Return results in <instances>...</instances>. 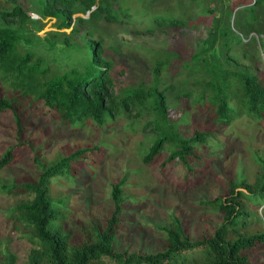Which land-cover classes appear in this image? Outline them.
Instances as JSON below:
<instances>
[{
	"label": "trees",
	"instance_id": "1",
	"mask_svg": "<svg viewBox=\"0 0 264 264\" xmlns=\"http://www.w3.org/2000/svg\"><path fill=\"white\" fill-rule=\"evenodd\" d=\"M79 2L87 16H74ZM245 2L219 4L206 47L197 45L189 59L184 60L182 50L159 49L146 58L144 77L136 82L130 79L131 84L121 88L116 76L125 75V68L107 53L105 28L148 34L164 28L178 36L193 23L191 9L197 8L199 19H204L216 12L214 1L174 0L166 5L165 0H46L42 13L58 19L57 27L89 29L85 44L91 61L83 70L53 74L40 56L21 48L19 27L30 18L21 1L0 0V112L15 118L17 136L16 144L0 154V170L31 156V165L38 171L35 177L0 184V193L20 200L7 219L19 221L28 231L22 234L32 244L26 264H264L261 155L253 158L261 162L254 175L238 182L222 178L226 190L201 201L221 214L210 235L191 238L182 219L170 213L161 228L166 240L162 250L120 252L115 249L117 233L128 217L126 204L134 198L125 176L111 184L114 204L103 224L88 222L76 238L63 228L67 213L72 212L64 211L70 195L54 188L63 179H74L84 157L93 162L102 159L110 143L102 138L92 147L49 157L45 151L50 137H42L40 129L33 138H43L41 145L23 138L28 122L35 126L44 119L53 118L56 125L71 131L89 126L97 132L124 120L130 135L140 129L153 134L152 145L140 157L157 167L164 181L178 188L198 182L203 176L199 166L209 169V148L220 127L246 120L264 131V70H252L257 53L261 50L264 55V39L259 48L254 35L248 36L253 30L264 35V0ZM126 50L122 47L121 52ZM172 108L182 110L179 117L172 118ZM197 115L204 117L203 122L190 124ZM185 120L189 127L180 125ZM17 262L15 254L1 250L0 264Z\"/></svg>",
	"mask_w": 264,
	"mask_h": 264
},
{
	"label": "rangeland",
	"instance_id": "2",
	"mask_svg": "<svg viewBox=\"0 0 264 264\" xmlns=\"http://www.w3.org/2000/svg\"><path fill=\"white\" fill-rule=\"evenodd\" d=\"M20 1L30 17L19 27L21 48L40 56L43 59L42 65L48 67L53 74H63L72 68L83 70L88 61H91L85 44L89 35L88 27L79 28L77 31H73V27L59 28L58 19L44 16L42 13L46 0ZM165 1L166 5L174 3V0ZM212 1L217 8L214 15L199 19L200 11L197 8L191 9L193 23L178 36L164 28L157 29L153 34L133 32L131 29H113V26L105 28L103 36L108 46L107 53L125 68V75L116 76L120 87L127 88L131 80L136 82L144 77L148 68L146 58H152L159 49L182 50L186 60L198 48L197 45L206 47L204 41L213 31L214 16L219 13V4L234 2ZM245 1L251 3L254 0ZM81 6L80 2L76 3L77 11L74 16L88 15V12L82 11ZM97 35L99 34H96V37ZM251 35H254L260 48V40L264 39L263 33L253 30L248 33L249 37ZM122 47L124 50L125 47L128 49L122 53ZM255 58L258 59L254 61L252 70L258 73L264 70L263 51L260 50ZM180 111L182 112L181 109L172 108V118L179 117ZM203 118L201 115L193 119L191 117L190 124L202 123ZM14 119L11 115L0 112V154L7 147L16 144ZM54 121L53 118L44 119L35 126L28 122L29 127L23 138L41 145L43 138H33L36 130L40 129L42 137H50L51 145L45 151L49 157L58 152L69 153L80 147H92L102 138L110 143L102 159L93 162L91 157H84L81 171L78 170L74 179H63L60 183H55L54 188L62 194L70 195L71 202L64 211L72 212L67 213L63 228L76 238L81 236L88 222L103 224L114 204L110 194L111 184L125 176V182L130 183L134 198L126 204L128 217L117 233L115 249L120 252L154 253L162 250L166 240L165 231L161 228L169 222L170 213H175L182 219L191 238L210 235L214 228L219 226L221 214L207 208L201 201L211 199L226 190L222 178L230 177L238 182L247 175H254L261 162H255L253 158L257 154L264 158L262 129L247 124L246 120L233 126H222L218 130L217 140L209 148L208 155L212 158L207 161L210 163L209 169L199 166L202 178L198 182H189L185 187L178 188L170 180L164 181L163 174L157 167L148 166L142 161L140 156L143 149L152 145L153 134L148 129H140L130 135L124 126L126 121L123 120L118 121L106 132H97L89 126L79 131H71L61 123L56 125ZM188 124L185 120L180 125L186 127ZM226 150L229 153L225 152ZM31 162V156H24L1 169L0 184L4 180L17 183L35 177L38 171L33 168ZM19 201V197L0 193V252L8 250L18 258L16 264H26L32 244L22 234L28 231L19 221L15 223L11 217L7 219L8 212ZM261 258L264 261V256Z\"/></svg>",
	"mask_w": 264,
	"mask_h": 264
}]
</instances>
